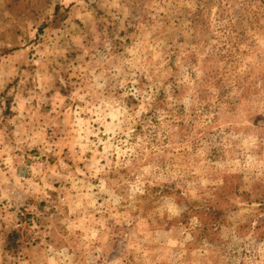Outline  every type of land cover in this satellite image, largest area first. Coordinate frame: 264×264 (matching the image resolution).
<instances>
[{"label":"rangeland","instance_id":"obj_1","mask_svg":"<svg viewBox=\"0 0 264 264\" xmlns=\"http://www.w3.org/2000/svg\"><path fill=\"white\" fill-rule=\"evenodd\" d=\"M0 264H264V0H0Z\"/></svg>","mask_w":264,"mask_h":264},{"label":"trees","instance_id":"obj_2","mask_svg":"<svg viewBox=\"0 0 264 264\" xmlns=\"http://www.w3.org/2000/svg\"><path fill=\"white\" fill-rule=\"evenodd\" d=\"M132 99V98H131ZM133 100V99H132ZM161 98L158 97V98H155L154 101L151 103V109L148 111V113L145 115V117H148L150 116L151 117V123H155L157 125L158 128H160V125H161V122L160 120L157 118H159V114H157V111L161 108V107H164V106H161V104L163 103V101L161 102ZM133 102H135V100H133ZM141 130V124H137L136 127H135V132L136 131H140ZM153 131V134L155 136V131L156 130H151L150 128H147V133L149 132H152Z\"/></svg>","mask_w":264,"mask_h":264}]
</instances>
